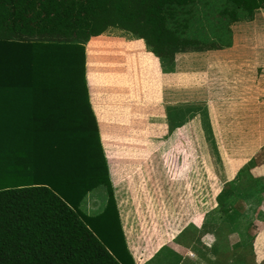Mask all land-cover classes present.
<instances>
[{
    "label": "crops",
    "instance_id": "obj_1",
    "mask_svg": "<svg viewBox=\"0 0 264 264\" xmlns=\"http://www.w3.org/2000/svg\"><path fill=\"white\" fill-rule=\"evenodd\" d=\"M115 29L109 27L104 33L90 37L89 45L85 46V68L93 54L101 57L92 64L94 68L89 72L86 86L115 204L116 213L111 219L118 220L128 252H122L121 256L127 264H243L241 248L248 245V263L261 264L264 261V57L252 45L241 44L233 27L228 46L206 51L217 57L202 56L199 77L192 73L191 64L188 72L181 74L175 58L168 61L153 52L152 65L160 59L172 66L160 70L159 64L157 73L144 75L142 56L139 77H132L124 72L130 46L137 45L143 50L146 43L142 38L130 37L132 33L126 30ZM97 39V45L90 44ZM260 42L254 41V45L260 47ZM89 51H93L92 56ZM103 61H107L108 67L105 74L101 70ZM212 68L217 71L216 81L221 77L227 82L226 89H208L207 82L213 80ZM194 87H201L205 93L197 103L198 111H194ZM194 112L202 117L200 125L209 128L216 125L218 130V137L213 129L206 130L214 159L220 164L214 174L222 179L211 202L208 150L193 152L190 135L185 137L183 152L178 153L174 148L178 146L177 139L168 137L171 128L175 133L176 125L190 130ZM241 125L248 129L244 138H241ZM248 125H260L259 133L250 132L253 127ZM236 127L239 133L235 136ZM162 146L166 148L162 150ZM250 162L255 191H247L254 197L258 193V197L246 203L242 211L248 213L247 227H257L248 236L247 229L242 228L244 220H239L242 214H231L232 208L222 202L230 196L225 187ZM107 200V188L99 184L84 194L78 211L97 216L103 212ZM242 240L247 244L241 245Z\"/></svg>",
    "mask_w": 264,
    "mask_h": 264
},
{
    "label": "trees",
    "instance_id": "obj_2",
    "mask_svg": "<svg viewBox=\"0 0 264 264\" xmlns=\"http://www.w3.org/2000/svg\"><path fill=\"white\" fill-rule=\"evenodd\" d=\"M228 1L248 16L264 8V0ZM190 2L0 0V264H127L84 43L117 27L170 57L199 45L168 25ZM99 184L108 191L103 212L80 214L81 198Z\"/></svg>",
    "mask_w": 264,
    "mask_h": 264
},
{
    "label": "rangeland",
    "instance_id": "obj_3",
    "mask_svg": "<svg viewBox=\"0 0 264 264\" xmlns=\"http://www.w3.org/2000/svg\"><path fill=\"white\" fill-rule=\"evenodd\" d=\"M233 10V13H231ZM176 12V22L170 21L169 27H177V31L179 34L188 39H193L197 42H199V45L197 46H186L183 50L175 51L172 56L170 57H159V58H165L168 61L175 58L176 63L178 65V72L183 74L187 70L188 72V65L191 64V71L194 73V75H197L198 77L201 74L202 67L200 65V61L202 56H207V58L214 59L215 54L206 53L207 50L212 51L216 50L212 47L220 46L222 49L223 46H228L232 42V28L234 27V30L239 33V36L237 37V40L240 41L241 44H246L248 47L252 45V48H257L259 54L261 57H264V52L262 49H264V42H260V40L264 39V8L256 9L253 13V15L248 16L244 11L240 9H236L232 6V4L228 0H191V2L183 7V8H177L175 10ZM233 14V15H232ZM186 24V27L184 25ZM184 27V28H183ZM113 29H121L117 27H112ZM115 29V30H116ZM108 30V28H107ZM122 30V29H121ZM124 30V29H123ZM260 32V33H257ZM104 33V32H103ZM130 37L137 39L138 37L136 35L129 34ZM54 39H56L54 37ZM89 41V40H88ZM88 41L84 43V45L87 47ZM254 41L260 42V47L254 45ZM90 43V42H89ZM98 39L91 41L90 44L93 46L97 45ZM103 41H101V44ZM251 43V44H250ZM211 45V48H209ZM208 48V49H207ZM194 49V50H193ZM86 50V49H85ZM205 51V52H204ZM253 51V50H252ZM93 51H89V55L92 56ZM128 61L127 65L124 67V72L129 73L132 77L137 76L139 77L138 71L140 70V58L143 56L145 58L143 73L144 75L153 74L158 72L159 64L162 68L160 70H166L170 66L168 62H164L162 60H156V65H152L154 56L152 54V51L150 47L145 44L142 48H140L137 45H131L129 52H128ZM96 54V53H95ZM93 54L90 59H87L86 68H85V82L87 85V77L89 75L90 70H93L94 67H92V64L95 63L96 58L98 55ZM215 57H217L215 55ZM259 60V59H258ZM165 63V64H164ZM187 65V67L185 66ZM107 61H103V65L101 66L102 74H105V69ZM95 66V65H93ZM189 68V70H190ZM211 68V67H210ZM214 69V70H213ZM213 72V80H210L208 83L209 88L208 89H226L227 82L219 77V79L216 81V74L217 71L215 68H212ZM161 72V71H160ZM261 75V72L258 73V79ZM231 81V78L229 79ZM206 83V82H205ZM194 84H199V82H194ZM201 87H194V111H198L200 109L199 105H197L200 98H203L205 95ZM200 113L194 112V125H191L190 130H185L184 125H176L177 130L175 133L172 131H169V136L177 139L176 144L178 146H175L174 148L177 149L178 153H182L184 149V142L187 140L185 137H191L193 138V152H199L202 150V152H209L210 154V161L208 163L209 165V199L210 202L213 201V197L215 195V192L218 189V186L220 185V181L222 180L221 177L216 176L214 174L216 172V169L220 166L218 164L213 156V147L211 142H209L207 129L209 128L208 125H200L202 121L201 115H198ZM232 125H229V127ZM249 127H253L250 132L253 133H259L258 129L260 125H248ZM214 132V136H217L218 130L216 125H211V127L208 129L211 132ZM264 130V129H263ZM173 132V133H172ZM230 135H232V129L229 130ZM239 133L238 128L236 127L235 130V136L236 133ZM248 129L246 128V125H241V138H244L247 134ZM167 133V132H166ZM165 133V135H166ZM232 137V136H231ZM174 143V142H173ZM173 143L171 145H173ZM187 149H189V143L186 142ZM169 145V144H168ZM166 146H162V150H164ZM169 149V147H167ZM152 149V148H151ZM173 149V148H172ZM252 166V163L250 162L248 165H246V169L243 170L242 173L238 175L234 179V181L231 183L230 186H226V191H229L228 198L226 196L225 200L222 202L225 207H231L233 215H241L242 211L245 210L246 203H250V200L253 199V201H256L258 193L255 194V197L247 190H253L255 191V187L253 186V178H251V170L249 171L250 167ZM257 172V171H255ZM229 185V184H228ZM217 188V189H216ZM243 190H246L243 192ZM219 197V195H218ZM244 207V208H243ZM241 213V214H240ZM232 216V215H230ZM244 220L242 228L245 230L247 229V235L254 233V230L257 228L255 225L253 227H247L248 224L246 222H249L248 220V213L244 212L239 220ZM246 223V224H245ZM245 224V225H244ZM116 226H112V232L117 231ZM248 242V241H246ZM245 241L242 240V244H244ZM247 244V243H245ZM241 255L242 257H245L242 261L243 264H250L248 263L249 259L247 258L248 253V245L242 246ZM263 264V263H261Z\"/></svg>",
    "mask_w": 264,
    "mask_h": 264
}]
</instances>
